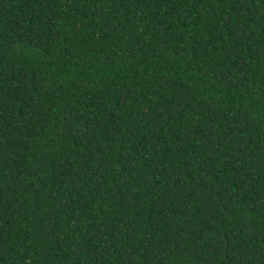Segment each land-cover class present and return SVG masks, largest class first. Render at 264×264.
<instances>
[{"label": "trees", "instance_id": "obj_1", "mask_svg": "<svg viewBox=\"0 0 264 264\" xmlns=\"http://www.w3.org/2000/svg\"><path fill=\"white\" fill-rule=\"evenodd\" d=\"M0 264H264V0H0Z\"/></svg>", "mask_w": 264, "mask_h": 264}]
</instances>
